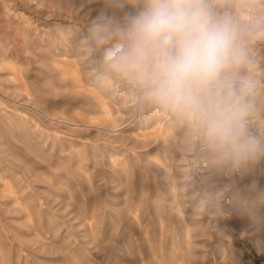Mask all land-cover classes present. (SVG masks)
Listing matches in <instances>:
<instances>
[{"label": "rangeland", "instance_id": "obj_1", "mask_svg": "<svg viewBox=\"0 0 264 264\" xmlns=\"http://www.w3.org/2000/svg\"><path fill=\"white\" fill-rule=\"evenodd\" d=\"M134 11L0 0V264H264V157L213 163L92 63ZM101 20L109 43L89 57L82 38ZM249 48L264 85V39ZM255 103L249 129L264 137V86Z\"/></svg>", "mask_w": 264, "mask_h": 264}, {"label": "clouds", "instance_id": "obj_2", "mask_svg": "<svg viewBox=\"0 0 264 264\" xmlns=\"http://www.w3.org/2000/svg\"><path fill=\"white\" fill-rule=\"evenodd\" d=\"M130 4L115 42L92 63L151 107L188 127L213 163L238 169L264 157L249 129L257 89L249 45L264 39V10L250 0H109ZM104 22L82 38L87 56L109 43Z\"/></svg>", "mask_w": 264, "mask_h": 264}, {"label": "bare ground", "instance_id": "obj_3", "mask_svg": "<svg viewBox=\"0 0 264 264\" xmlns=\"http://www.w3.org/2000/svg\"><path fill=\"white\" fill-rule=\"evenodd\" d=\"M19 127V126H18ZM236 175V174H235ZM173 238V237H172ZM172 240H170V242H171ZM174 243H175V240H174ZM152 244V243H151ZM172 244V243H171Z\"/></svg>", "mask_w": 264, "mask_h": 264}]
</instances>
